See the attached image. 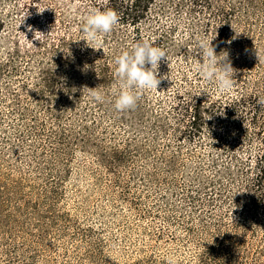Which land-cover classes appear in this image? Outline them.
I'll list each match as a JSON object with an SVG mask.
<instances>
[{
	"label": "rangeland",
	"instance_id": "1",
	"mask_svg": "<svg viewBox=\"0 0 264 264\" xmlns=\"http://www.w3.org/2000/svg\"><path fill=\"white\" fill-rule=\"evenodd\" d=\"M11 1L20 14L9 16L16 20L13 41L45 56L30 57L15 84L13 52L0 62V82L11 81L38 118L66 130L58 145L64 157L56 169L65 179L58 209L80 227L89 264H264V213L251 202L253 177L240 150L249 142L239 131L251 127L209 115L219 92L194 71L197 38H205L218 56L229 54L232 98L258 89L252 83L264 81V0H154L137 28L118 23L99 49L83 40L81 18L108 0ZM36 31L46 37L35 39ZM72 36L98 57L91 74H77L75 54L59 49L58 40L74 44ZM138 40L164 49L167 60L156 69L157 90L140 92L134 108L118 112L114 58ZM94 89L103 102L90 98ZM191 99L201 102L204 117L193 139L182 137L183 111L176 108ZM97 114L107 129L101 139L93 131Z\"/></svg>",
	"mask_w": 264,
	"mask_h": 264
},
{
	"label": "trees",
	"instance_id": "2",
	"mask_svg": "<svg viewBox=\"0 0 264 264\" xmlns=\"http://www.w3.org/2000/svg\"><path fill=\"white\" fill-rule=\"evenodd\" d=\"M28 2V7L33 6ZM153 2L108 0L104 5L95 3L93 6L102 11L114 10L119 23L135 29ZM18 11V6L11 0H0V62L16 53L18 64L15 63L12 68L11 79L15 84L23 76L24 64L30 57L45 56L40 50H21L13 41L16 20L10 23L9 16L13 13L20 16ZM50 24L52 26L53 22ZM70 39L74 44L59 39V49L75 54L78 71L81 72L77 74H91L98 57L88 47L84 48L77 37ZM50 53L57 54L55 47ZM61 57L55 55L54 58ZM99 59L104 66L106 58ZM103 70L106 75L110 72L106 65ZM10 82H0V264H89L88 257L81 249L80 227L66 221L58 209L65 181L56 169L58 159L64 157L63 149L59 150L58 145L62 144L66 130L59 125L55 127V122L46 124L45 119L38 118L30 99L27 97V102H22L18 91L10 90ZM246 84L243 81L242 90ZM252 85L255 88L260 86L239 97L232 98L230 93L219 92L208 114L216 117L224 115L228 119L234 117L237 123L248 120L251 131L246 132V127L239 133L249 143L240 150H245V163L249 166L247 170L253 177L248 185L251 202L264 213V103L258 102L264 98V81ZM175 99L181 101L178 95ZM177 107L183 111L185 130L182 137L195 138L204 124L201 102L191 99L185 104L177 103ZM92 123L99 139L104 138L107 135L104 116L94 115ZM8 157L19 158L20 165H12ZM170 162L174 167L176 161ZM105 243L109 244L106 240ZM59 249L60 254L56 253Z\"/></svg>",
	"mask_w": 264,
	"mask_h": 264
},
{
	"label": "clouds",
	"instance_id": "3",
	"mask_svg": "<svg viewBox=\"0 0 264 264\" xmlns=\"http://www.w3.org/2000/svg\"><path fill=\"white\" fill-rule=\"evenodd\" d=\"M81 19V31L85 37L83 40L87 45L89 43L95 45L96 49L102 48L103 37L119 23L117 13L111 9L102 11L92 8ZM31 30L29 26V31ZM44 37L46 36L40 31L35 32V39L41 40ZM196 52L201 57V60L195 59L194 64V71L198 77L206 83L213 84L218 92H231L235 80L233 79L234 69L228 60V52L224 51L218 56L214 47L205 38H197ZM167 56L164 49L146 40H138L130 50H123L115 56L116 82L112 93L115 96L113 107L116 111L122 112L134 108L140 92L157 90L160 79L157 78L156 69L162 59L167 60ZM145 65L150 67L146 68ZM96 89L90 90V98L93 102L101 103L105 99L104 94ZM258 102L264 103V98H260Z\"/></svg>",
	"mask_w": 264,
	"mask_h": 264
}]
</instances>
